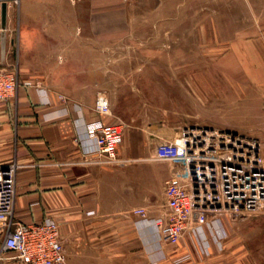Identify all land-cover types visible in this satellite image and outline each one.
<instances>
[{
    "label": "crops",
    "instance_id": "crops-1",
    "mask_svg": "<svg viewBox=\"0 0 264 264\" xmlns=\"http://www.w3.org/2000/svg\"><path fill=\"white\" fill-rule=\"evenodd\" d=\"M3 1L0 62L29 82L8 102L0 101V164L15 160L19 166L15 219L55 220L65 264H264V211L222 198L216 159L197 162L186 178L194 192L191 226L215 220L222 232L218 243L206 250L190 232L168 244L148 224L169 211L164 181L174 170L173 148H190L178 141L185 121H164L169 146L163 160L154 152L158 133L133 125L124 130L118 162L106 163L85 154L81 135L84 121L111 120L93 110L97 93L68 95L47 87L60 84L59 63H68L70 54L90 53L93 43L147 36L180 19V8L191 0H0V5ZM215 37L208 50L217 54L215 63L228 70L229 85L237 91L207 125L218 136L222 129L243 134L253 148L245 155L264 159V24ZM50 68L59 80L50 81Z\"/></svg>",
    "mask_w": 264,
    "mask_h": 264
},
{
    "label": "rangeland",
    "instance_id": "rangeland-1",
    "mask_svg": "<svg viewBox=\"0 0 264 264\" xmlns=\"http://www.w3.org/2000/svg\"><path fill=\"white\" fill-rule=\"evenodd\" d=\"M179 12L180 19L160 24L147 36L116 40L106 46L93 43L90 53L70 54L68 63H59L60 84L47 87L68 95L95 96L103 91L112 114L127 127L137 125L158 133L154 152L162 160L169 146L162 134L164 121H185L178 141L190 148H173L174 170L169 177L182 178L179 171L183 169L186 178L197 162L218 161L233 153L246 156L253 149L244 143L243 134L222 129L218 136L219 132L207 125L213 111L226 109L237 91V86L229 85L228 70L218 68L214 61L217 54L209 51L208 45L215 44L216 34L223 37L232 28L264 24V0H191ZM4 51L0 38V55ZM53 71L47 69L46 75L50 81L59 80Z\"/></svg>",
    "mask_w": 264,
    "mask_h": 264
},
{
    "label": "built area",
    "instance_id": "built-area-1",
    "mask_svg": "<svg viewBox=\"0 0 264 264\" xmlns=\"http://www.w3.org/2000/svg\"><path fill=\"white\" fill-rule=\"evenodd\" d=\"M28 84L20 80L16 68L8 69L0 62L1 102H8L22 85ZM93 110L111 116V120L105 122L97 118L82 123L85 154L106 163H117L127 124L112 114L109 99L103 91L96 94ZM18 167L15 160L0 164V264H65V248L55 220L45 218L25 223L14 217ZM217 171L224 200L244 201L264 211L263 158L233 153L229 158L218 159ZM164 189L169 211L148 223L163 242L176 244L190 232L206 250L212 241L219 242L222 232L215 220L194 228L191 226L194 192L189 178L171 176L164 181ZM135 212L146 218L144 208Z\"/></svg>",
    "mask_w": 264,
    "mask_h": 264
},
{
    "label": "water",
    "instance_id": "water-1",
    "mask_svg": "<svg viewBox=\"0 0 264 264\" xmlns=\"http://www.w3.org/2000/svg\"><path fill=\"white\" fill-rule=\"evenodd\" d=\"M6 14H7V2L3 1L0 5V38L4 49L6 38Z\"/></svg>",
    "mask_w": 264,
    "mask_h": 264
}]
</instances>
